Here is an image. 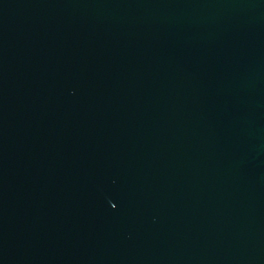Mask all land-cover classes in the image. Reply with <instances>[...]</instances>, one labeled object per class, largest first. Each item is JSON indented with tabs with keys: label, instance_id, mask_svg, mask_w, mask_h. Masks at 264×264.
<instances>
[{
	"label": "water",
	"instance_id": "water-1",
	"mask_svg": "<svg viewBox=\"0 0 264 264\" xmlns=\"http://www.w3.org/2000/svg\"><path fill=\"white\" fill-rule=\"evenodd\" d=\"M0 264H264V0H0Z\"/></svg>",
	"mask_w": 264,
	"mask_h": 264
}]
</instances>
